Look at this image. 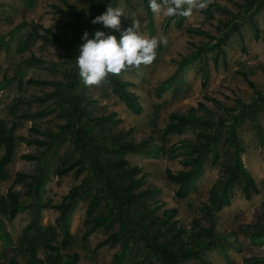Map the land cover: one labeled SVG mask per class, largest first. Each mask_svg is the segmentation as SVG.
Segmentation results:
<instances>
[{
  "label": "rangeland",
  "instance_id": "obj_1",
  "mask_svg": "<svg viewBox=\"0 0 264 264\" xmlns=\"http://www.w3.org/2000/svg\"><path fill=\"white\" fill-rule=\"evenodd\" d=\"M109 4L123 12L119 31L91 22ZM148 11L151 34L143 0H0V120L15 137L0 196L10 190L26 205L13 219L0 209V264H47L46 245L77 264H166L164 250L177 264H264V0H208L180 27L179 15ZM133 20L144 38H167L150 65L109 74L137 96L139 115L110 83L85 86L76 65L85 31L119 41ZM173 113L201 121L163 135ZM236 152L258 189L249 200L244 179L231 180ZM180 171L193 173L182 197L168 178ZM229 179L216 211L210 201ZM76 188L64 236L58 206Z\"/></svg>",
  "mask_w": 264,
  "mask_h": 264
},
{
  "label": "trees",
  "instance_id": "obj_2",
  "mask_svg": "<svg viewBox=\"0 0 264 264\" xmlns=\"http://www.w3.org/2000/svg\"><path fill=\"white\" fill-rule=\"evenodd\" d=\"M144 1V7L147 12L148 16V31L151 34L152 32V20L150 16L149 7H148V0ZM96 6H98V2L94 3ZM70 13L73 14L76 17H78V14L75 13L73 10L69 9ZM83 13L80 12V15ZM183 15H179V19L177 20V27H180L181 21L183 19ZM186 32L193 33L196 32L194 29H187ZM214 48L216 49L217 53L222 57L223 67L225 68V60H224V52L222 48L220 47V42H216L214 44ZM213 64H216V58L213 60ZM180 65L178 66L179 70ZM110 85L112 87L113 92L117 95L118 99L122 101L127 109L131 111L134 115H139L141 112V105L138 102L137 96H135L133 93H130L126 90V85H128L126 82L117 81L116 79L110 78ZM160 92H162L161 88L159 89ZM192 114V113H191ZM183 116L176 113L171 114L170 116V122L164 127L162 134L163 135H180L186 128L188 127H196L201 119L199 117L193 116V115ZM230 130H232V127H229ZM214 137V136H213ZM211 137V138H213ZM209 140H211L209 138ZM0 147L3 149V153L0 157V173L2 172V169L10 163L12 159V155L15 149V137H14V127H6V125L0 120ZM235 161L233 163L232 169H231V180H235L238 175H240L243 179V185L241 188L242 196L245 200H249L251 195H255L258 193V189L253 181V179L249 176V174L242 168L239 157L237 156V152L235 153ZM45 161H41L38 163V169L36 176L32 177L33 182V197H34V207L40 209L45 208L44 205L40 201L41 194L43 192V183L45 180V173H46V163ZM130 172H134V169H131ZM193 173L191 171L186 172H178L175 175H171L169 173L168 178L179 184L178 190L176 192V195L178 197H182L184 193L187 191V189L190 187V179L192 177ZM20 178H22V175L16 174V180L15 182H19ZM231 180H227L223 183L221 187L218 188L219 195L214 196L216 197V200H211L210 204L213 206L214 210L218 211L223 205L227 204L226 198H225V192L227 191L228 185L231 184ZM107 186L110 188V183L107 181ZM216 190V187H214ZM112 189V188H110ZM114 190V196L116 198H119V193L116 189ZM81 190L79 188H76L75 190H72L68 195H66L61 204L58 206L59 210V217L56 219L55 224L60 233L64 236H67V222L69 220L70 212L73 208V205L79 200ZM26 205L21 204L18 199L17 195L10 190H8L5 194V196H0V209L1 212H5L7 214V217L9 219H13L17 212L21 211ZM205 210V209H204ZM171 214L175 213V209L170 210ZM207 212V211H206ZM210 227H213V223L210 221ZM2 224L0 223V234L2 237L4 235L3 228L1 227ZM2 240H5L2 238ZM45 252L47 255V264H77L78 262V255L77 254H59L58 249L56 247H53L51 245H46ZM188 253H186L185 257H192L187 256ZM162 256L166 262V264H177V256L168 250H164L162 252ZM37 264V263H36Z\"/></svg>",
  "mask_w": 264,
  "mask_h": 264
},
{
  "label": "clouds",
  "instance_id": "obj_3",
  "mask_svg": "<svg viewBox=\"0 0 264 264\" xmlns=\"http://www.w3.org/2000/svg\"><path fill=\"white\" fill-rule=\"evenodd\" d=\"M208 0H149L148 7L154 14H164L168 17L176 15L190 16L192 10L203 9ZM123 12L109 4L106 11L91 22L102 24L107 29L120 30V17ZM140 22L133 20L132 27L121 32L118 41L115 36L105 35L96 31L93 38L84 32V41L79 48L76 65L79 77L85 86H101L109 83V74L119 75L122 71L150 65L157 56L161 44H167V38H144L139 33Z\"/></svg>",
  "mask_w": 264,
  "mask_h": 264
}]
</instances>
